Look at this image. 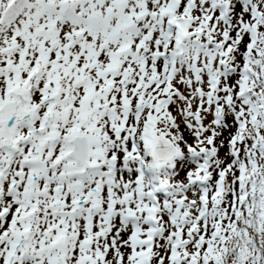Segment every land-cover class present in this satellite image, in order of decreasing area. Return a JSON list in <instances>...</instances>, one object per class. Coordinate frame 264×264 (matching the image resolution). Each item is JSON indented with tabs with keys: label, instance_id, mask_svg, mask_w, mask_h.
<instances>
[{
	"label": "snow or ice",
	"instance_id": "obj_1",
	"mask_svg": "<svg viewBox=\"0 0 264 264\" xmlns=\"http://www.w3.org/2000/svg\"><path fill=\"white\" fill-rule=\"evenodd\" d=\"M0 264H264V0H0Z\"/></svg>",
	"mask_w": 264,
	"mask_h": 264
}]
</instances>
